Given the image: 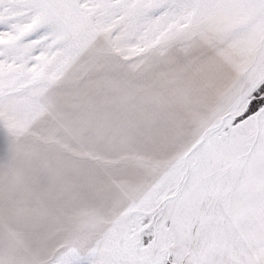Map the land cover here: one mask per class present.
Wrapping results in <instances>:
<instances>
[{"label":"snow or ice","instance_id":"snow-or-ice-1","mask_svg":"<svg viewBox=\"0 0 264 264\" xmlns=\"http://www.w3.org/2000/svg\"><path fill=\"white\" fill-rule=\"evenodd\" d=\"M0 264H264V0H0Z\"/></svg>","mask_w":264,"mask_h":264}]
</instances>
